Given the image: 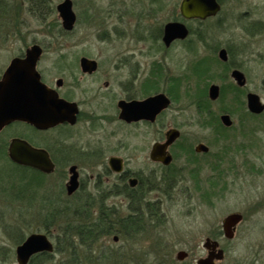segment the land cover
<instances>
[{
  "label": "rangeland",
  "instance_id": "obj_1",
  "mask_svg": "<svg viewBox=\"0 0 264 264\" xmlns=\"http://www.w3.org/2000/svg\"><path fill=\"white\" fill-rule=\"evenodd\" d=\"M73 1L77 21L74 29L67 32L57 9L63 0H48L50 6H45L47 11L42 15L34 13L30 0H0V40H4L0 76L16 54L18 45L24 41L30 45L33 40L49 39L57 45L58 52L47 54L43 62L44 75L47 79L60 78L62 60L58 54L62 53L64 38L73 50L84 49L89 55H99L104 62L103 69L110 70L111 75L100 74L95 79L94 86L100 83L101 89L92 104L96 115L90 124L85 114L77 127L70 129L60 127L37 133L17 124L0 133V264H19L16 249L33 233L47 234L54 250L33 255L28 264H197L200 257L208 254L204 247L206 238L218 233L224 218L235 212L242 213L244 218L233 238L221 239L226 254L219 264H264V111L255 119L247 117L244 131L240 130L239 120L247 116V107L231 72L246 54L250 60L243 70L247 88L258 94L264 103V26L257 36L252 29L256 20L264 23V0H223L219 15L203 23L191 22L192 34L168 49L161 48L157 29L173 13L171 0L170 4H163V11L156 16L158 19L145 17L151 9L149 0ZM135 13L143 17L144 28L140 27L138 19L130 16ZM142 32L146 34L145 40L139 39ZM222 48L228 52V63L218 55ZM140 58L146 62V68H153L156 63L163 75L159 83L145 88L146 92L136 93L137 97L162 90L171 97L172 104L153 125H126L114 119L117 114L114 105L125 85L121 82L126 83L127 75L135 69L134 60ZM115 63L117 76L112 72ZM127 63L130 64L122 66ZM104 80L109 81V87H104ZM212 84L220 87L216 100L209 97ZM83 94L81 91L80 95ZM92 105L86 104L84 111L90 110ZM224 113H229L234 122L231 128L224 127L220 121ZM170 127L178 128L182 136L170 148L177 161L164 169L165 174L171 175V179L166 175L164 181L163 209L167 217H142L137 227H129L124 234L121 230L110 234L91 250L83 246L75 253L68 248L64 252L56 250V239L46 229L54 230L57 225L53 228L48 225L52 223V218L50 221L48 217L61 214L58 216L60 226L65 227L67 218L62 217H97L98 209H109L108 204L86 202L78 195L62 201L60 186L67 182L71 165L68 156L60 151L54 153L59 165L53 176L37 174L8 159L10 141L20 137L37 147H47L61 143L62 138H70V144L80 146L77 147L80 154L74 155L73 162L79 165L83 182L106 183L108 175L101 172L111 155L125 158L133 169H152L149 149ZM194 139L205 141L211 148L203 167L212 168L224 152L222 180L228 191L212 204L191 196L188 160ZM93 146L100 148L98 155L94 154ZM208 169L202 172L204 180L218 172V169ZM107 203L110 204L109 200ZM122 210L125 213V209ZM106 216H111V212ZM67 243L61 240V248ZM179 251L188 253L184 260L177 258ZM36 256L38 258L34 259Z\"/></svg>",
  "mask_w": 264,
  "mask_h": 264
},
{
  "label": "flooded vegetation",
  "instance_id": "obj_2",
  "mask_svg": "<svg viewBox=\"0 0 264 264\" xmlns=\"http://www.w3.org/2000/svg\"><path fill=\"white\" fill-rule=\"evenodd\" d=\"M65 1V0H63ZM170 0H149L151 4V9L147 12V16L145 17H151V18H156L158 19L159 13L163 11L164 8L163 4H170L171 2H168ZM173 4L172 10L173 13L170 14L169 18L167 19L166 23L164 22L163 24L159 25L158 33L157 35H160L161 38V48L163 49H168L170 48L173 44H175L178 41H184L188 38L189 35L192 34L193 29L190 25L191 22L197 21L199 23H203L209 19H212L216 17L217 15L220 14L222 8H223V0H217L218 3L220 4V11L215 15V16H209L207 18H197V17H186L182 13V3L185 0H171ZM72 2V8L74 10V1L71 0ZM144 2V0H142ZM147 3V1H146ZM59 5V4H58ZM57 5V9H58ZM30 8L34 11L35 14H40L42 15L47 11L45 9V6H50L48 0H30ZM75 13V12H74ZM76 15V13H75ZM133 18L139 20V25L141 28H144V24L142 23L143 17L138 15V13H135L133 15ZM76 21H77V15H76ZM76 21L74 23V26L71 30H67L64 25L63 29L65 31H72L75 27ZM164 21V20H163ZM173 23H182L186 26L188 29V34L185 38H174L171 40L169 43H166L165 41V36H166V27L168 24H173ZM264 23L260 20H256L252 26V29L255 30L253 32L254 36L260 35L261 29L263 28ZM145 33L142 32L140 34L139 39L145 40ZM19 43H22V40L20 39H15ZM88 39H79V41H87ZM4 40H0V51H2V48L4 46L3 42ZM24 41V40H23ZM66 41V42H65ZM70 43H68V39H63L61 48L60 50L62 51L61 55H59L60 60H62V76L60 78H53V79H47L44 75L43 68H46L43 66L44 59L46 58L47 54L49 53H54L58 52V49L56 48V44L52 43L51 40L49 39H37L33 40L30 45H27V43L24 41L23 44L18 45L16 48V54L13 56L11 59L9 65L11 62L16 59L20 58L23 60H26L28 57L27 51L28 49L32 48L33 46H38L40 48V54L38 56H35V65L34 68L35 70L39 73L40 76V81L49 89L55 91L60 99L66 102L67 108L66 112L70 115L69 120L64 121L62 123H59L53 127H50L48 129H39L35 125L26 123L23 121H14L11 124L7 125L3 130H5L7 127L11 125H25L33 129V131L40 133V132H46L50 130H54L57 128H72V127H77V125L82 121V117L85 116V114L88 115V123L90 124L92 122V119H94L96 115L95 108L93 107L95 104V100L97 99V95L100 94L99 89H101L100 83L96 80V84L98 83V86L95 87V79L101 74L103 76H111L110 75V70L103 69L104 62L101 61V58L99 55H89L84 52V49H78V50H73L70 46ZM244 49V48H242ZM221 50V49H220ZM219 50V51H220ZM219 55V53H218ZM133 56V55H132ZM243 58H241L240 61H238V66L237 67H232L231 72L233 70L237 69L240 72L243 73L244 79H245V84L240 85L238 84V89L242 92L243 95V104L245 106L246 104V109H247V116L242 117L239 120V128L241 131H244V123L245 120L248 119H255L256 117L260 116L263 112L261 113H255L252 112L248 108V94L250 93H255L253 91L248 90L247 88V77L244 73V68L245 65H248V60L246 57L247 55L244 54L242 55ZM229 57V56H228ZM71 61V63H70ZM131 62V60H130ZM229 62L226 61L225 63ZM130 63H127L122 66L129 65ZM9 65L5 68L4 72L0 76V81L3 79V76L9 67ZM134 67L135 69L132 70L128 75L127 79L125 80L126 83L122 86L123 91L119 94L118 99L115 101V108L117 109V114L114 115V119H118L121 123H124L126 125H140V124H145V125H153L157 123V121L160 120L161 114L169 108V106L172 104L171 97L165 93L162 90H157L154 91L153 93L146 95L145 97H137L136 93H141L144 91L146 92L145 88L151 86L154 83H159L162 79L163 75V70H159L156 67V63L154 64L153 68H146V62H142L141 58L135 59L134 60ZM149 66V64H148ZM113 74L117 76V70H116V63L113 69ZM101 77L104 79L105 77ZM77 78L79 82L74 81L73 79ZM108 77V78H109ZM70 79V80H68ZM105 82V83H104ZM103 84L104 87H109L110 83L109 81L104 80ZM82 83H87V85H83ZM83 92V95H80V92ZM112 91V90H111ZM134 92L133 94H130L131 92ZM159 94H164L167 96V98L170 100L169 105L161 110L154 119H148V118H139V119H132V120H127L122 117V114L125 113L127 114L123 107L122 104H128L132 102H143L146 101L150 97L157 96ZM256 94V93H255ZM92 105L90 110L87 112L84 111V106L85 105ZM71 107H73V113L70 111ZM224 114H229V113H224ZM223 115V114H222ZM220 115V121L222 125L226 128H231L234 124L232 123L231 126H226L223 124L221 120ZM230 115V114H229ZM254 117V118H251ZM232 119V118H231ZM233 121V120H232ZM242 127V128H241ZM172 129H177L180 133L179 137L167 148V153L170 154L171 159L168 164L164 163L163 160L158 159V158H153L152 157V151L154 146L157 143H164L167 139V133L172 130ZM2 130V131H3ZM1 131V132H2ZM0 132V133H1ZM77 137V140H80V137L78 135H74ZM182 136L181 131L178 128L170 127L168 128L164 133L160 134L158 138H156L151 145L149 149V155H148V160L153 164L152 169H146V168H139V169H133L132 167H129L130 164L127 162L123 157L117 156V155H111L108 159V164L104 166V171L101 173L107 174V179L108 182H99L96 180L94 183L93 182H83V178L81 175V171L79 170V165L74 164L75 156L78 153L80 148L77 149V147H80L78 144L73 145L72 143L70 144V138H66L64 140L63 138L58 142V144H52V145H47V147H41V146H36L34 144V147L37 148H43L48 152V155L54 165V168L51 172L46 173L43 172L37 168L31 167L35 169L36 171L40 172V174H43L45 176H53L56 171L58 170V162L54 159V153H59L61 152L62 155L65 157L68 156L69 164L71 165L68 168V180L67 182L63 185L60 186L61 190V195L60 199L64 201L65 199H72L76 197L77 195L79 196L80 200H89L96 201L95 203H100L102 206H106L109 209H98V214L97 217H107V213L111 212V216L109 217H167L166 213L164 212L163 209V204H164V197H165V176L168 175L167 177H170L171 175L165 174L164 169H168L174 162H176L177 157L171 152V147L178 141L180 140ZM73 137V136H72ZM24 139V138H23ZM194 148L192 151V154L190 155V158L188 160V166L189 168V173L190 176L192 177L190 179V185H191V196L193 197H201L204 201H207V204H212L215 202L220 201L222 197L224 196L225 193L228 191V186L225 182H223V168L222 167V158H223V153L222 156H218L216 159V162L208 169L209 166L203 167V163H207V157L211 154V148L208 144L205 143V141L200 140V139H194ZM91 143V142H90ZM89 144V143H88ZM200 145H204L207 147L206 150L204 149H198ZM76 146V149H75ZM54 149H57L56 152ZM92 149L94 150V154L98 155L100 153V148L97 146H93ZM103 151L101 150V153ZM165 156V155H164ZM112 157L120 158L122 159V168L121 170L117 171L115 170V167L110 164V160ZM220 164V165H219ZM72 167H75V171L78 174V186L75 189L74 192L69 193L68 191V183L71 179L72 176ZM221 168V169H219ZM208 169V171H212L213 169L216 170L218 169V172L216 171L213 176L209 175V178H206L204 180L202 176V172ZM98 176L100 177V172L97 173ZM169 180V178H168ZM174 179H172L169 182V186H172ZM205 181V183H204ZM206 184L205 187L203 185ZM201 185V187H200ZM92 189V191H90ZM119 198V199H118ZM109 200L110 204L107 203ZM110 205V206H109ZM125 209V213H123ZM236 230L235 233L237 231ZM207 238H210L212 241L217 242L218 245L216 247V250L222 249L224 251V258L226 254V250L222 245V238H227L224 233V227H223V222L221 229H219V232L216 233L215 235L209 236ZM206 238V239H207ZM230 239V238H227ZM206 241V240H205ZM205 247V246H204ZM206 248V247H205ZM207 249V248H206ZM207 252L209 253V249H207ZM188 254V253H187ZM208 255V254H207ZM201 258V257H200ZM199 258V259H200ZM220 261H217V264H219Z\"/></svg>",
  "mask_w": 264,
  "mask_h": 264
},
{
  "label": "water",
  "instance_id": "obj_3",
  "mask_svg": "<svg viewBox=\"0 0 264 264\" xmlns=\"http://www.w3.org/2000/svg\"><path fill=\"white\" fill-rule=\"evenodd\" d=\"M182 13L186 17L207 18L215 16L220 11V4L217 0H185L182 3ZM58 11L63 19V25L67 30H71L76 21V15L72 8L71 0H65L58 5ZM188 29L182 23L168 24L166 27L165 41L169 43L174 38H185ZM40 54V48L33 46L28 49L26 60L16 58L7 68L3 79L0 81V132L14 121H23L35 125L39 129H48L59 123L69 120L66 112L67 105L60 99L57 93L47 88L41 81L39 73L35 70V56ZM219 57L223 61H228V52L225 48L219 51ZM235 81L245 84L244 75L235 69L232 72ZM220 95V87L212 84L209 88V97L216 100ZM170 103L164 94H159L148 98L143 102H132L122 104L124 111L122 117L127 120L148 118L155 116ZM248 108L255 113L264 111V103L260 96L255 93L248 94ZM73 107L71 112L73 113ZM223 124L231 126L233 121L229 114L221 116ZM180 133L177 129H172L167 133L164 143H157L152 151V157L158 158L168 164L171 156L167 153V148L178 137ZM198 149L206 150L207 147L200 145ZM9 158L19 165H26L49 173L54 165L43 148L31 145L27 140L14 137L8 146ZM165 155V156H164ZM110 164L119 171L122 168V159L112 157ZM72 176L68 183V191L72 193L78 186V174L75 167H72ZM243 214L235 212L227 215L223 220L224 233L227 238H233L236 226L243 220ZM218 243L207 238L204 246L209 249L206 257L197 260V264H217V261L224 259V251L216 250ZM54 244L47 234L33 233L16 249L17 261L19 264H28L31 257L37 253L52 252ZM187 256L185 251H179L177 258L184 260Z\"/></svg>",
  "mask_w": 264,
  "mask_h": 264
},
{
  "label": "trees",
  "instance_id": "obj_4",
  "mask_svg": "<svg viewBox=\"0 0 264 264\" xmlns=\"http://www.w3.org/2000/svg\"><path fill=\"white\" fill-rule=\"evenodd\" d=\"M8 159L10 160L9 157ZM13 164L40 174V172L31 167L21 166L16 163ZM60 215L59 213H55L53 215L54 217H48L50 221L52 218V223H48V225H51L52 228L57 226L54 230L51 227H48L46 230L48 234H51L56 239V250L64 252L68 248L72 249L74 253L80 246L87 247L86 250H91L97 242H101L103 238L110 236V234L120 233V230L124 234L125 231H129V227H137L142 219V217H62L64 219L67 218L65 220L67 226L62 227L60 226L61 220L59 222V218L61 217H58ZM149 218L153 219V217ZM61 240L68 241L67 245L63 248H61ZM37 256L39 257L40 255ZM37 256L34 259H37Z\"/></svg>",
  "mask_w": 264,
  "mask_h": 264
}]
</instances>
